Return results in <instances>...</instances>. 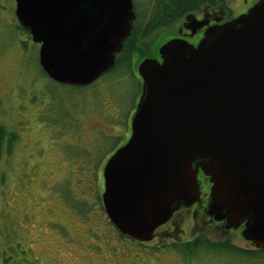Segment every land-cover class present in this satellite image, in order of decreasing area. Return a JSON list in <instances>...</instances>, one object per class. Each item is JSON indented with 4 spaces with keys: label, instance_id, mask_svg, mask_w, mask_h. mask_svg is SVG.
<instances>
[{
    "label": "water",
    "instance_id": "water-1",
    "mask_svg": "<svg viewBox=\"0 0 264 264\" xmlns=\"http://www.w3.org/2000/svg\"><path fill=\"white\" fill-rule=\"evenodd\" d=\"M53 81L84 87L110 71L133 28L132 0H15ZM137 66L130 135L102 167L104 211L148 242L209 178L207 215L264 250V0L208 27L197 45L170 39Z\"/></svg>",
    "mask_w": 264,
    "mask_h": 264
},
{
    "label": "rangeland",
    "instance_id": "rangeland-1",
    "mask_svg": "<svg viewBox=\"0 0 264 264\" xmlns=\"http://www.w3.org/2000/svg\"><path fill=\"white\" fill-rule=\"evenodd\" d=\"M256 1L226 0L229 10L217 11L235 18ZM144 4L135 0L139 11ZM14 8V0H0V125L16 134L0 160V264H245L209 251L186 261L170 248L207 230L211 240L254 247L236 228L204 223L199 213L176 214L148 242L119 235L101 203L105 162L98 200L85 153L114 152L127 141L138 81L122 68L91 87L53 81L41 70L38 47L17 28ZM167 37L158 30L140 45L148 50Z\"/></svg>",
    "mask_w": 264,
    "mask_h": 264
},
{
    "label": "trees",
    "instance_id": "trees-1",
    "mask_svg": "<svg viewBox=\"0 0 264 264\" xmlns=\"http://www.w3.org/2000/svg\"><path fill=\"white\" fill-rule=\"evenodd\" d=\"M145 4V6L143 5L140 11L136 6L135 26L132 28L130 35L125 39L117 58V62L113 68L103 76L109 74L111 71L118 70L119 68L123 69L124 75L128 74L131 68L130 56L132 51L135 52V61L133 66L136 68L137 63L144 55L143 48L137 45V42L147 36L152 30L158 29L161 26L169 25L171 22H174L183 15L197 11L206 4L213 6L219 5L222 6L223 9L228 10V8H226V0H145ZM93 84L94 82L84 87H91ZM124 124L125 127H127L126 123ZM15 139V133L7 131L3 126L0 125V160L4 149L6 147L9 148ZM86 152L87 153H85V155H88L86 157L89 159L87 164L91 170L93 183L96 184L95 197L99 200V195L97 193V183L99 182L100 172L99 169L101 165L107 160L106 158L109 156V154L113 152V147H111L110 150H104V148H101V150L97 153L93 151V154L89 151ZM67 198L69 199V194ZM80 205V209L83 210L80 212L83 213L85 211L84 203H80ZM206 232L198 234L195 237L185 241L172 242L169 244V246L170 248L174 249L175 252L181 255V257L186 261H189L190 258L199 255V253L202 251H209L219 254L225 253L233 255L237 260L242 261L245 264H264V250L255 249L254 247L247 249L238 247L233 244L229 238L224 240H211L207 234H205ZM119 235L122 237L124 236L120 232Z\"/></svg>",
    "mask_w": 264,
    "mask_h": 264
},
{
    "label": "flooded vegetation",
    "instance_id": "flooded-vegetation-1",
    "mask_svg": "<svg viewBox=\"0 0 264 264\" xmlns=\"http://www.w3.org/2000/svg\"><path fill=\"white\" fill-rule=\"evenodd\" d=\"M14 4H15V0H14ZM132 4H133V10L135 13L136 5H135L134 0H132ZM219 7H220V9H223V7L219 6V5L213 6V5H207L206 4V5L202 6L197 11H193V12H190V13L183 15L182 17L175 20L174 22H171L169 25L161 26L158 29L152 30L147 36H145L144 38L139 40V42H137V45H139L141 47L140 44L145 42L152 35V33L156 32L158 30H164V31H166V34H168V37L163 42H161L159 45H157V44L153 45L155 50L151 49L153 46L149 47L148 50L143 49L144 55L139 60V62L137 63L135 69L133 67V64L135 61V59H134L135 58L134 57L135 52L134 51L131 52V56H130L131 68L128 72V75L131 74V76L134 77V79L136 81H138V84H139L137 103H138L140 93H141V79L137 73V66L140 63V61H142L144 58H153V59H156L158 61H161L160 55L158 53V49L164 42H166L170 39L178 38V39L185 40L192 45H197V43L201 40V38L204 35L205 30L208 27L213 26V25H217V24H221L223 22H226V21L232 19V17H227L230 15V11H227V10H226L227 13L225 11L224 17L220 16L218 14V11H217ZM13 11H14V15H15V8ZM15 19L17 21L16 26H17V28H19V31L21 32V34L25 35V38L29 41V43H33L36 47H38V52H39L40 44L32 41L28 30L26 28H24L18 22L16 15H15ZM135 20H136V15H135ZM135 20H134L133 27L135 26ZM155 45H157V46H155ZM120 51L116 54L115 63L117 62V58L119 56ZM37 60H38V54H37ZM137 103H136V105H137ZM136 105L134 106V111H135ZM126 126L128 127V123L126 124ZM197 180H198L199 191H200V195H199L198 200H196L195 203H193L192 205H190L188 207L183 206V208H181V209L179 208L177 211H175L172 214L171 218L166 223L161 225L160 227H163V226L169 224L176 214H178L180 212H184V213H189L190 215H193V219L195 218L197 213H199L198 215H200V214L202 215L204 223H207L209 220L210 221L212 220L211 221L212 223L219 224L220 226H222L224 228V221H221V222L214 221L211 217H209L207 215V205H208V202L210 201V186H211V183L209 182V178L206 177L205 175H203V173L199 170L197 173ZM160 227H158L157 229H159ZM157 229L155 230V232L157 231ZM242 229H243V224L236 228V230L240 231V234H241ZM230 230H232V228ZM154 235H155V233H154ZM196 235H198V234H196ZM196 235L191 236L188 239H191V238L195 237ZM188 239H185V240H188ZM185 240H182V241H185ZM173 242H175V241H173Z\"/></svg>",
    "mask_w": 264,
    "mask_h": 264
}]
</instances>
